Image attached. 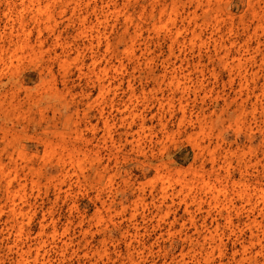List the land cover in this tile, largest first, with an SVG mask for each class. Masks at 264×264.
Segmentation results:
<instances>
[{
  "label": "rangeland",
  "instance_id": "rangeland-1",
  "mask_svg": "<svg viewBox=\"0 0 264 264\" xmlns=\"http://www.w3.org/2000/svg\"><path fill=\"white\" fill-rule=\"evenodd\" d=\"M254 24L245 0H0V264H264ZM245 42L241 88L220 58Z\"/></svg>",
  "mask_w": 264,
  "mask_h": 264
},
{
  "label": "bare ground",
  "instance_id": "bare-ground-1",
  "mask_svg": "<svg viewBox=\"0 0 264 264\" xmlns=\"http://www.w3.org/2000/svg\"><path fill=\"white\" fill-rule=\"evenodd\" d=\"M110 1V0H109ZM113 1V0H112ZM197 1V4H201L203 1H206L207 2V4H209V0H196ZM29 2L30 3H34V2H38V0H29ZM116 1H114L113 3H115ZM245 2H246V5H247V7H248V9H249V13H250V15H251V17L253 18V19H255V24H254V26H253V29H259V28H263V26H264V8H262V7H259V6H257L256 5V2H257V0H245ZM107 11H110V13H113L114 14V16H118L120 13H121V10L120 9H117V7H112V8H110V4H108L107 3ZM113 9V10H112ZM166 11V7L165 6H162L161 7V9H160V11H159V13L160 14H162V13H164ZM126 13V12H125ZM125 13H123V14H125ZM192 13H194V11H192ZM191 13V14H192ZM122 14V15H123ZM130 16L129 15H125L124 16V21H126L127 23H128V21H130ZM137 32L138 31H136L135 32V35L137 34ZM178 35H179V29H177V30H175L172 34H171V36H170V40H171V45H173V43L175 42V41H177V37H178ZM249 46H250V44L248 43V42H245L244 43V49H243V51H242V53L241 54H238V55H233V57L235 58V61L234 62H231V63H228L227 62V60H224V58L225 57H228L229 56V54L231 53V51H230V49L229 48H227L225 45L223 46V48H224V52H223V54H222V57L220 58L221 59V61L223 62L222 64H223V66L224 67H227V69H228V71L229 72H233V71H235V72H237L238 73V75H242L243 76V82H240V87L242 88V87H247V80H246V75H247V73L249 72H247V71H244L243 70V72H242V65H243V60H246L247 58H248V56L246 55V54H249ZM133 39H131V45L130 46H128L127 47V51L130 53V54H133L132 52H133ZM245 52V54H243ZM198 67V66H197ZM247 69V68H246ZM251 73H252V71H251ZM241 80V79H240ZM242 104V103H241ZM126 105V104H125ZM185 106L186 105H181L180 106V109H181V111H182V116L179 118V128H182L183 127V125H184V131L185 130H187V128H190V130L191 131H193V127L195 126V124H196V126H198V128H202V125H203V118H200V116H197L195 119H193L192 117H191V115H192V113L191 112H186L185 111ZM125 108V109H124ZM122 110L125 112V110H127L126 108L127 107H124ZM119 111H120V109H118ZM130 113H132V111H129ZM141 115V117H142V114H140ZM158 116V115H157ZM141 117H140V119H141ZM154 117V115L152 116V118ZM173 117V115H172V113L170 114V118H172ZM142 121V122H141ZM141 121H140V123H139V125H138V128H137V130H136V132H135V134H131L133 137H135V136H137L138 138L136 139L137 141H140V137L142 136V134H141V132H143L144 133V128H145V125H144V122H143V117H142V119H141ZM106 122V121H105ZM158 124L161 126V128H160V131L162 132H164L166 135V137H169V133L167 132L168 130L166 129L167 128V124H168V120H166V117L165 116H163V115H161V116H158ZM106 125H107V123H106ZM186 127V128H185ZM129 129H130V127H129ZM203 129V128H202ZM126 132H127V130H126ZM162 132V133H163ZM137 134V135H136ZM172 135V134H171ZM153 135H151V137H152ZM195 136H196V134L195 133H191V134H189L188 135V137H187V140H189V141H195ZM150 142H152V138L150 139ZM200 207V206H199ZM200 210V209H199ZM12 212L13 213H15V209H12ZM226 220H227V225H232V217H231V214H230V212L229 213H227V217H226ZM248 223H247V225H250L251 223H254L255 222V220L252 218V217H250V216H248L247 217V220H246ZM216 232V231H215ZM208 233H210V237L209 238H212L213 239V237H212V235H211V231H209ZM246 250V248H242V258L238 261V262H240V261H242V259H244V257H245V255H244V251ZM17 254H18V258H17V262L19 263V264H26L25 263V259L26 258H24V251L23 250H21V251H18L17 252Z\"/></svg>",
  "mask_w": 264,
  "mask_h": 264
}]
</instances>
